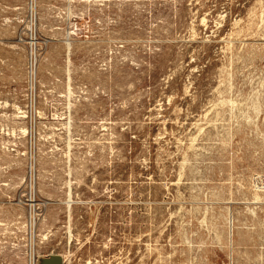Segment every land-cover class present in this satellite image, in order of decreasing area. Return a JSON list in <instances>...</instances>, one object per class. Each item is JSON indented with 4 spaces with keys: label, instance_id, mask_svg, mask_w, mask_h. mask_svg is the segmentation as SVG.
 Returning a JSON list of instances; mask_svg holds the SVG:
<instances>
[{
    "label": "rangeland",
    "instance_id": "rangeland-1",
    "mask_svg": "<svg viewBox=\"0 0 264 264\" xmlns=\"http://www.w3.org/2000/svg\"><path fill=\"white\" fill-rule=\"evenodd\" d=\"M39 1L32 98L0 0V222L33 181L62 264H264V0Z\"/></svg>",
    "mask_w": 264,
    "mask_h": 264
},
{
    "label": "built area",
    "instance_id": "built-area-1",
    "mask_svg": "<svg viewBox=\"0 0 264 264\" xmlns=\"http://www.w3.org/2000/svg\"><path fill=\"white\" fill-rule=\"evenodd\" d=\"M39 0H26L24 11L25 20L28 22L29 30V58L26 65V88L30 96H34L38 85L37 58L34 52V29L39 14ZM33 49V53H32ZM31 177V175H30ZM254 187L264 191V174H256L253 179ZM25 193L15 201L16 204L24 206L27 210L23 221L14 224L0 222V252H12L17 258L24 260L25 264H37L40 248L45 236L39 232V225L43 216L44 204L37 196L36 185L32 182L24 185ZM19 190L23 191L20 187Z\"/></svg>",
    "mask_w": 264,
    "mask_h": 264
},
{
    "label": "bare ground",
    "instance_id": "bare-ground-1",
    "mask_svg": "<svg viewBox=\"0 0 264 264\" xmlns=\"http://www.w3.org/2000/svg\"><path fill=\"white\" fill-rule=\"evenodd\" d=\"M254 9V8H253ZM261 13H263V12H261ZM252 14V13H251ZM260 15V14H259ZM263 15V14H262ZM253 17V16H252ZM255 17V16H254ZM205 18V17H204ZM203 18V19H204ZM251 18V17H250ZM264 18V17H263ZM255 19V18H254ZM254 19H252L253 20V23H254ZM261 19V18H260ZM251 20V19H250ZM259 20V19H258ZM262 21V20H261ZM204 23V22H203ZM259 24V23H258ZM257 25V24H256ZM254 26V25H253ZM258 28V27H257ZM70 77V76H69ZM69 80H70V78H69ZM71 92V91H70ZM72 93V92H71ZM18 107V106H17ZM16 107V108H17ZM18 109L20 110V108L18 107ZM24 113V112H23ZM24 117H25V115H24ZM22 131H23V133L24 132H26V128H23L22 129ZM71 146V144H69V147ZM70 185H71V182L69 181V187H70ZM71 188V187H70ZM256 195H258V194H256ZM261 196V195H260ZM260 196H259V198H260ZM68 197L69 198H71L72 196H71V191L69 190V194H68ZM262 197V196H261ZM254 199H258V197L257 198H254ZM263 200V199H262ZM72 201V199H69L67 202H68V210H69V212H71V204H69L70 202ZM257 201H259V200H257ZM70 236H71V232H70ZM45 239H47V236H45ZM49 257V255H46V256H44V255H39V259H38V263L39 264H62V259H61V257L60 256H58V255H56V256H54V255H50V257L49 258H46V257ZM59 258H58V257ZM36 262V263H37Z\"/></svg>",
    "mask_w": 264,
    "mask_h": 264
}]
</instances>
